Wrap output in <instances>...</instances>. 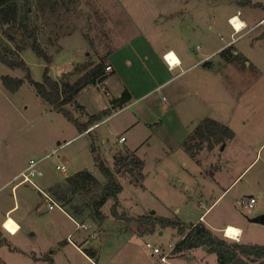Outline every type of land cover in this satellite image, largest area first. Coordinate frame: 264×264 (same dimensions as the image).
Masks as SVG:
<instances>
[{
  "label": "rangeland",
  "instance_id": "rangeland-1",
  "mask_svg": "<svg viewBox=\"0 0 264 264\" xmlns=\"http://www.w3.org/2000/svg\"><path fill=\"white\" fill-rule=\"evenodd\" d=\"M78 5L84 12L75 20L79 28L48 48L49 74L60 79L76 64L115 56L120 72L116 68L104 81L85 86L75 101L66 104L78 122L105 108L112 111L94 121L90 132L82 131L37 93L26 70L0 60V223L8 212L20 224L11 217L5 221L14 234L0 231L5 242L0 243V264H91L86 248L98 251L99 264H218L217 254L202 246L190 254L172 252L169 262L162 261L181 235L159 223L151 229L142 227L135 219L139 215L178 217L190 225L205 213L204 223L222 236L223 228L232 224L242 227V242L264 244V224L252 221L264 213V8L234 0H79ZM234 13L245 21L237 32L229 22ZM144 40L155 46L174 45L185 57L183 65L173 70L166 66L153 78L152 53ZM231 43L245 62H226L219 54ZM22 57L31 77L42 81L46 61L31 48ZM204 61L211 62L210 69ZM4 75L23 82L13 91ZM168 79L159 90L147 92L156 80ZM130 83L135 85L134 96L114 107L111 101ZM76 100L84 109L76 107ZM206 117L231 126L234 136L211 148L204 146L193 157L184 141ZM93 143L111 167L115 152L126 147L144 158L143 185L131 183L128 174H118L123 218L113 214L111 198L102 207L104 221L76 220L78 228L57 200L61 207L50 209L32 184L14 188L32 158L44 173L36 182L48 192L84 168L106 182L95 164ZM58 164L66 169H58ZM251 194L257 202L249 209L242 200ZM147 242L162 251L154 252Z\"/></svg>",
  "mask_w": 264,
  "mask_h": 264
},
{
  "label": "trees",
  "instance_id": "trees-1",
  "mask_svg": "<svg viewBox=\"0 0 264 264\" xmlns=\"http://www.w3.org/2000/svg\"><path fill=\"white\" fill-rule=\"evenodd\" d=\"M234 1L241 6L264 8L261 2ZM78 2L79 0H0V27L4 35V42L0 43V60L10 67L26 70V76L33 83L37 93L49 102L53 109L63 112L76 122L82 131H87L94 121L103 115L110 114L111 107L105 108L101 113L90 115L86 122H78L71 111L66 108V104L75 101L77 94L85 86L97 84L106 79L110 73L106 70L109 65L107 60L102 58L98 62L87 60L76 64L73 70L63 72L60 79L49 74L52 56L48 48L55 45L63 36L74 33L79 28L75 20L80 15L84 16L83 8H79ZM89 30L91 29L88 28ZM88 31L84 33L94 45V40ZM27 48L34 50L46 61L47 66L42 81L34 80L30 75L29 68L22 57V52ZM219 54L226 62L239 63L247 60L238 49H235L233 43L224 47ZM203 63L210 68L211 62L204 61ZM74 74L78 76L72 80L70 77ZM3 81L14 91L22 84L23 78L4 75ZM131 97L130 91L126 89L119 98L113 99L111 104L114 107L122 106ZM76 107L80 110L84 109V105L77 100ZM233 136L234 131L231 126L206 117L184 141V147L191 156L196 157L204 146L211 148L214 144L224 142ZM91 147L95 164L103 172L106 182L98 181L89 168H84L67 176L52 186L49 191L77 221L85 222L91 218L104 221L107 215L103 213L102 207L111 198L115 200L112 207L113 214L118 218H123L125 212H120L118 209L119 193L123 189L118 174H128L131 177V183L143 185L144 158L126 147L115 152L111 167L97 151L94 143ZM135 219L140 226H145L147 229H151L157 223L164 227L176 228L182 237L176 242L174 253L182 254L196 247L207 246L208 251L217 254L218 264H264V244L226 238L202 221L186 225L178 217L154 215H139ZM0 243H5L1 236ZM84 252L92 258L91 264L98 263L96 249L86 248Z\"/></svg>",
  "mask_w": 264,
  "mask_h": 264
},
{
  "label": "crops",
  "instance_id": "crops-1",
  "mask_svg": "<svg viewBox=\"0 0 264 264\" xmlns=\"http://www.w3.org/2000/svg\"><path fill=\"white\" fill-rule=\"evenodd\" d=\"M234 15H238V14H236V13H234L233 15H231L230 17H232V16H234ZM230 17H229V19H230ZM229 22H230V20H229ZM245 22V21H244ZM232 25V24H231ZM235 39V38H234ZM233 40V39H232ZM142 43H143V45H146V50L148 51V52H151L152 53V63H153V67H151L150 68V70H151V72L149 73V74H151V76L153 77V78H155V72H157V71H159V70H164L165 69V67L167 66L168 67V69L169 70H173V69H175L176 67H180V66H182L183 65V63H184V60H185V57H184V55H181L176 49H175V47H174V45H170V44H163V45H157V46H155V45H153V44H149L148 43V41L147 40H144V41H142ZM148 45H153L152 46V48L150 49V47L148 46ZM169 50H172L173 51V53L175 54V57H176V60H177V65H175V67H170L169 66V64L167 63V61H166V59H165V57H164V54L165 53H167V51H169ZM115 52V51H114ZM145 59L146 60H148V62H150L149 61V58H148V56H145ZM153 60H155V61H153ZM130 61V63H131V65L133 64V60L131 59V60H129ZM107 62H108V64H110L111 66H112V69L111 70H109V72L110 73H114L115 71H116V68H118V70H119V72H120V70L122 69L121 68V65H120V63H119V61L117 60V58L114 56V57H112L111 59H109V60H107ZM200 63V61L198 62V64ZM148 64H150V63H148ZM197 64V62L196 63H194V64H192L191 66H189V67H193L194 65H196ZM197 64V65H198ZM201 64V63H200ZM151 66H152V64H150ZM188 67V68H189ZM210 69V68H209ZM185 70V69H184ZM183 70V71H184ZM212 70V69H211ZM183 71H181L180 73H182ZM148 74V75H149ZM160 80H156L154 83H153V85H152V87L150 88V90H148L147 92L149 93L150 91H155V90H159L165 83H167L168 81H169V79L168 80H162L160 83H156V82H159ZM134 84L133 83H130L129 85H126V88L130 91V93H131V96L133 97L134 96V90H135V88H134ZM106 88V87H105ZM120 95H121V93H120ZM132 97H131V99H132ZM130 99V100H131ZM126 140V139H125ZM251 195H253V194H251ZM63 212H64V214H67V212L65 211V210H63ZM204 214L205 213H203L200 217H199V221H202V222H204L203 220H204ZM68 215V214H67ZM9 217H11V218H13L10 214H8V212H7V215H6V217L5 218H3L2 219V221H1V223H0V231H2L3 229H5V230H7V232L10 234V235H12V234H14V233H12V232H10L7 228H6V226H5V221L9 218ZM68 217H70L71 218V216L70 215H68ZM14 219V218H13ZM74 218H72V220H73ZM15 220V219H14ZM16 221V220H15ZM74 221H76L75 219H74ZM198 221V222H199ZM17 222V221H16ZM18 223V222H17ZM193 223V222H192ZM18 225L20 226V224L18 223ZM76 225H77V227L79 226V223L76 221ZM207 225V224H206ZM230 225H232V224H227L224 228H226L227 226H230ZM233 226H236L237 228H235V229H237V230H239V231H241L240 232V237H241V235H242V232H243V229H242V227H240V226H237V225H233ZM210 227V226H209ZM79 228V227H78ZM212 228V227H211ZM224 228H223V231H222V233L224 232ZM213 229V228H212ZM215 230V229H214ZM216 231V230H215ZM217 233H220L219 231H216ZM71 235V234H70ZM69 235V236H70ZM68 236V237H69ZM182 237V236H181ZM240 237H239V241H241V239H240ZM70 238V237H69ZM70 241H72L73 242V240H70ZM74 243V242H73ZM75 244V243H74ZM175 245H176V243H175ZM204 250H207V249H205V248H203ZM192 250V249H191ZM191 250H188V251H186L185 253H182L183 255H185L186 253L187 254H190L192 251ZM173 254H175L174 253V251H173ZM180 254V253H179ZM170 258H169V256L167 257V259L166 260H163V261H168ZM173 260L174 259H176V258H172ZM169 262V261H168ZM96 264H99V263H96Z\"/></svg>",
  "mask_w": 264,
  "mask_h": 264
},
{
  "label": "built area",
  "instance_id": "built-area-1",
  "mask_svg": "<svg viewBox=\"0 0 264 264\" xmlns=\"http://www.w3.org/2000/svg\"><path fill=\"white\" fill-rule=\"evenodd\" d=\"M231 19L232 18L230 17V19H229L230 23L232 24V26L234 27L235 31L237 32L238 28L232 22ZM171 53H173L172 50L167 51V53L164 54V57H165V59H166V61L169 64L170 67H175V65H177V60H176L175 63L171 62L170 58L173 57ZM173 55L175 56L174 53H173ZM111 69H112V66L110 64L107 65L106 70L109 71ZM90 130H91V128H89L86 132H89ZM125 139H126L125 136H121V138H120L121 141H124ZM57 168L61 169V170H65L66 166L64 164H62V165L58 164ZM43 174L44 173H43L42 169L38 166V161L32 158V159L29 160L28 165L19 173V177L21 178V180L14 185V188L19 183L32 184L34 187H36L39 190L40 194L43 195L45 197V199L48 201L50 209H53L56 206L61 207L58 204V202L56 201V199L54 198V196L50 192H48V191L44 190L43 188H41L40 185H38V183L36 182V179L38 177L42 176ZM242 202H243L245 207L251 209V208H253L255 206V204L257 202V198L254 195H249L246 198H244L242 200ZM227 229H228V227L224 228V234H225V236L227 238L239 240L240 235L239 236H237V235L228 236ZM147 246L152 247L154 252H156V253H160L162 251L161 247L153 246V244L151 242H147ZM174 248H175V244H170V248L161 256V260L162 261L166 260L167 257L169 256V254H171L174 251Z\"/></svg>",
  "mask_w": 264,
  "mask_h": 264
},
{
  "label": "bare ground",
  "instance_id": "bare-ground-1",
  "mask_svg": "<svg viewBox=\"0 0 264 264\" xmlns=\"http://www.w3.org/2000/svg\"><path fill=\"white\" fill-rule=\"evenodd\" d=\"M231 18H232L231 19L232 22L238 28V31H240L245 26L244 20H242L239 15H234ZM171 54H172L173 57H171L170 60H171L172 63H175L176 62V57L173 55V53H171ZM227 227H228V229H227L228 236H230V235L239 236L240 235L241 231H239V230H237V229H235V228H233L231 226H227ZM229 230H233V231L230 232Z\"/></svg>",
  "mask_w": 264,
  "mask_h": 264
},
{
  "label": "water",
  "instance_id": "water-1",
  "mask_svg": "<svg viewBox=\"0 0 264 264\" xmlns=\"http://www.w3.org/2000/svg\"><path fill=\"white\" fill-rule=\"evenodd\" d=\"M252 221L257 222V223L264 224V213H262V214H260L258 216H255L254 218H252ZM203 248L207 249V246H203Z\"/></svg>",
  "mask_w": 264,
  "mask_h": 264
},
{
  "label": "snow or ice",
  "instance_id": "snow-or-ice-1",
  "mask_svg": "<svg viewBox=\"0 0 264 264\" xmlns=\"http://www.w3.org/2000/svg\"><path fill=\"white\" fill-rule=\"evenodd\" d=\"M12 222L10 221L9 222V224H11ZM8 225H6V227H7ZM11 230H14V227H13V229H11ZM230 232H232L233 230H229Z\"/></svg>",
  "mask_w": 264,
  "mask_h": 264
}]
</instances>
